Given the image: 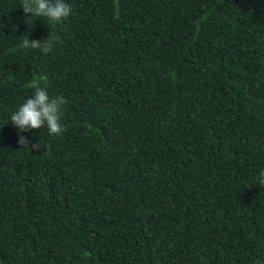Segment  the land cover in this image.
<instances>
[{"label": "trees", "instance_id": "trees-1", "mask_svg": "<svg viewBox=\"0 0 264 264\" xmlns=\"http://www.w3.org/2000/svg\"><path fill=\"white\" fill-rule=\"evenodd\" d=\"M65 2L0 0V264L264 261V0ZM36 75L59 137L10 121Z\"/></svg>", "mask_w": 264, "mask_h": 264}, {"label": "clouds", "instance_id": "clouds-1", "mask_svg": "<svg viewBox=\"0 0 264 264\" xmlns=\"http://www.w3.org/2000/svg\"><path fill=\"white\" fill-rule=\"evenodd\" d=\"M20 7L26 16L30 14V17H43L53 23L66 20L72 14V6L65 0H21ZM21 40L19 45L21 49L39 50L47 55L52 52L59 36L50 32L47 39L41 41L29 40L27 36H22ZM47 79V76L36 75L28 85L34 90L33 95L27 98L17 111L12 113L10 121L19 133L46 127L50 136L59 137L66 130L61 121L67 100L60 95L50 98L47 90ZM17 143L22 148H29L30 146L33 151L41 148L40 143H31L23 135L18 136ZM47 148L50 149V145ZM257 184L264 185V170L260 171ZM254 264H264V261L257 260Z\"/></svg>", "mask_w": 264, "mask_h": 264}]
</instances>
